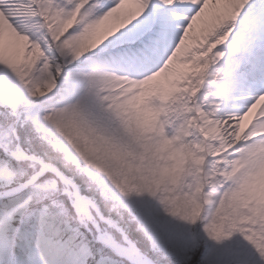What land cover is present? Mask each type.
<instances>
[{"label": "snow or ice", "instance_id": "1", "mask_svg": "<svg viewBox=\"0 0 264 264\" xmlns=\"http://www.w3.org/2000/svg\"><path fill=\"white\" fill-rule=\"evenodd\" d=\"M0 264H264V0H0Z\"/></svg>", "mask_w": 264, "mask_h": 264}]
</instances>
